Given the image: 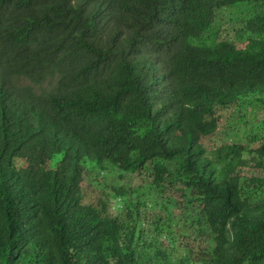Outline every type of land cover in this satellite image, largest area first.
<instances>
[{
    "label": "trees",
    "instance_id": "1",
    "mask_svg": "<svg viewBox=\"0 0 264 264\" xmlns=\"http://www.w3.org/2000/svg\"><path fill=\"white\" fill-rule=\"evenodd\" d=\"M0 264H264V0H0Z\"/></svg>",
    "mask_w": 264,
    "mask_h": 264
},
{
    "label": "clouds",
    "instance_id": "2",
    "mask_svg": "<svg viewBox=\"0 0 264 264\" xmlns=\"http://www.w3.org/2000/svg\"><path fill=\"white\" fill-rule=\"evenodd\" d=\"M85 184L82 185V192H83V199L81 201L82 205L86 206L88 204H93L96 202V199L94 198L95 194H96V190L97 188L95 187L96 182L94 181V179L92 180V182L90 180H87V178L85 177Z\"/></svg>",
    "mask_w": 264,
    "mask_h": 264
},
{
    "label": "rangeland",
    "instance_id": "3",
    "mask_svg": "<svg viewBox=\"0 0 264 264\" xmlns=\"http://www.w3.org/2000/svg\"><path fill=\"white\" fill-rule=\"evenodd\" d=\"M248 119H250L249 116H248ZM251 138H252V137H251ZM231 139H232L233 142H236V143H238V142H241L242 144H246V143H247V141L243 138V136H242L240 133H238V134H236V135L233 134V135L231 136ZM109 181L112 182V183H114V184L119 185V183L114 182V179H110ZM95 187L97 188L96 191H98L97 184H95ZM96 191H95V192H96Z\"/></svg>",
    "mask_w": 264,
    "mask_h": 264
}]
</instances>
